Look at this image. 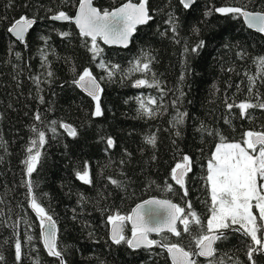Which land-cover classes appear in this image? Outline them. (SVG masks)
Instances as JSON below:
<instances>
[{
    "label": "trees",
    "instance_id": "1",
    "mask_svg": "<svg viewBox=\"0 0 264 264\" xmlns=\"http://www.w3.org/2000/svg\"><path fill=\"white\" fill-rule=\"evenodd\" d=\"M125 1L93 3L112 10ZM78 4L79 0H0V255L4 257L0 264H18L15 239L22 242L19 264H60L44 247L40 219L30 204L29 180L39 202L56 221L57 243L66 264H171L159 246L132 250L124 243L114 244L107 218L117 212L127 216L137 203L157 196L178 203L185 213L189 211L186 202H190L206 225L212 203L207 164L220 137L226 143L240 142L249 130L264 131V108L242 114L237 107L241 102L264 103V71L257 61L264 57V34L249 29L242 17L214 10L206 13L224 6L260 11L264 0H195L188 9L181 0H148L153 19L136 29L128 47L107 46L97 40L103 61L121 66L111 80L98 66L101 57L94 61L88 51L85 40L90 45V38L82 37L73 23L52 20L59 11L73 16ZM170 14L177 34L167 23ZM22 16L36 23L20 43L8 29ZM63 32L70 35H60ZM200 40L205 45L197 53L184 52L185 45L191 49ZM141 50L155 57L151 70L163 92L133 86L136 79L151 81V73L121 79ZM84 68H90L98 80L105 77L100 80L102 116L93 115L95 102L72 83ZM250 77L254 84L250 85ZM141 95L157 99V105H151L158 108L155 118L138 112L136 97ZM228 104L233 107L229 109ZM178 112L187 114L182 124L175 122ZM51 121H57L55 133L50 131ZM60 122L72 125L78 135H68ZM33 125L46 133V143L29 176L23 161L31 140L36 139ZM153 134L155 147L145 139ZM108 137L115 141L114 147L107 145ZM184 155L192 163L182 188L172 179L171 169ZM85 169L91 183L77 176ZM109 178L121 182L120 186ZM178 229L179 237L164 232L152 238L165 237L167 242L195 250L193 237L200 230L190 224V233H184L180 222ZM225 231L227 239L215 246L217 264H250L246 256L250 239L232 229ZM125 235H131L127 223ZM28 236L35 239L29 241ZM254 259L264 264V255H254ZM195 260L207 264L199 256Z\"/></svg>",
    "mask_w": 264,
    "mask_h": 264
},
{
    "label": "snow or ice",
    "instance_id": "2",
    "mask_svg": "<svg viewBox=\"0 0 264 264\" xmlns=\"http://www.w3.org/2000/svg\"><path fill=\"white\" fill-rule=\"evenodd\" d=\"M185 9L190 8L195 0H181ZM148 0H138V3H133L128 0L122 6L113 10L101 9L93 5V0H79V7L76 15L69 16L65 11H59L52 16L53 20L73 21L80 31V35L85 38H90V45L85 40L88 51L92 54L95 61L97 57H101L99 67L107 71V79L111 80L121 66L118 64L105 63L102 58L103 48L97 43L98 38L105 44H120L127 47L132 34L136 31L137 25L147 24L153 19L149 14L147 7ZM221 14H233L234 17H242L251 29L264 34V10L252 11L247 7L224 6L215 9H210L206 15H210L211 11ZM174 17L170 14L167 23L171 26V31L177 34V24L174 22ZM35 19H29L22 16L16 20L8 29V31L16 36L20 41H24L25 33L35 23ZM199 32V29H194ZM62 36H69L70 33H60ZM163 35V33H162ZM42 39H46L43 38ZM175 40V35L173 36ZM179 43L178 40H176ZM205 45L204 40H200L194 47L189 49L187 45L184 47V52L197 53ZM142 54L134 61L129 62V68L123 73L121 79L131 77L134 73L148 74L151 73L153 79H136L134 87L147 86L149 88H157L161 92L160 82L155 79L156 74L151 70V64L155 60L150 53L141 50ZM19 57L20 53H16ZM46 59V57H45ZM261 71H264V57H258ZM75 72L76 69L73 68ZM231 71V69H230ZM48 76H52L48 72ZM105 79L101 77L100 80ZM184 76L181 75V81ZM250 85L255 83V79L250 77ZM100 80L92 73L90 68H84L79 73L78 77L72 81L73 84L82 88L95 102L94 116H102L103 111L100 105V94L103 92ZM39 83V78H36ZM251 92V87H250ZM183 92H181V96ZM162 99V98H161ZM43 102V97H40ZM140 112L147 118H155L158 114V108L153 109L151 105H157L155 97L145 98L143 95L136 97ZM176 102L173 101V104ZM227 107L231 109L232 104ZM237 107L241 113H246L248 109L259 107L264 108V103L252 104L250 102H241ZM186 113H177L174 118L176 124H182ZM2 117V114H0ZM35 119H41L40 114L35 115ZM53 127L50 131L55 133L57 121L50 122ZM59 126L65 129L68 135L76 137L77 129L70 124L60 122ZM32 131L35 133L36 139L31 140V146L27 148V158L23 161L26 165V170L30 176L37 168L40 162V149L46 143V133L38 130L35 125L32 126ZM201 131H205L201 126ZM180 136V132H176ZM146 142L155 147L157 137L155 134L145 137ZM226 138L220 137V143L215 146V151L208 160L207 169L208 175L206 181L210 182L211 187V215L208 218L206 225H202L200 217L192 210L191 203L186 202V207L189 209L185 213V208L178 204H174L170 200L150 199L144 201L143 204H138L132 214L124 216L117 212L114 215L108 216V222L111 225L110 239L116 245L124 243L129 248L136 250L140 248L151 249L153 246H159L167 251L171 258L172 264H197L193 256L208 258L207 264H217L216 253L217 248L215 243L222 239H227L225 230L232 229L235 232L242 233L250 239L247 245L246 256L250 264H257L254 255H264V131H247L244 133V139L240 142L226 143ZM107 145L114 147L115 141L113 138H107ZM35 149V151H33ZM155 159V157H153ZM191 158L188 155L181 157V162L176 163L171 169V177L175 183L182 188L185 184L184 177L191 171ZM79 179L86 183H91L87 169L77 172ZM111 183L120 186L119 181L111 179ZM29 187V196L31 208L37 213L40 219V226L43 229V243L50 256L59 258L60 264H66L64 253L59 249L57 243V225L52 216L39 202V198L32 191L33 182L27 181ZM171 189V185H167ZM184 195H187V189L184 188ZM152 206V207H146ZM253 208L257 211L254 212ZM191 218V219H190ZM131 221V236L125 235V223ZM183 225V232L190 233V224L200 230V234L193 237L195 242V250H185L178 243L167 242L165 237L161 239H151V233H163L167 230L176 237L181 236V231L177 229V222ZM233 226H236L233 228ZM14 227V226H13ZM18 233L14 232V236ZM91 235V233L89 234ZM35 239L33 236H28V240ZM15 259L19 262L22 259V242L20 239H15ZM4 261L3 255H0V262ZM38 264V262H37ZM223 264V261H219ZM236 264H240L239 261Z\"/></svg>",
    "mask_w": 264,
    "mask_h": 264
},
{
    "label": "water",
    "instance_id": "3",
    "mask_svg": "<svg viewBox=\"0 0 264 264\" xmlns=\"http://www.w3.org/2000/svg\"><path fill=\"white\" fill-rule=\"evenodd\" d=\"M128 1H125L124 3H127ZM133 3H138V2H135V1H132ZM124 3H122V4H120L119 6H117L116 8H118V7H120V6H122ZM93 5L95 6V7H97L94 3H93ZM78 7H79V4H78V6H77V8H76V12H75V14L73 15V17L76 15V13H77V10H78ZM147 7H148V4H147ZM99 8V7H98ZM113 9H115V8H113ZM112 9V10H113ZM149 9V8H148ZM111 11V10H110ZM149 14H150V12H149ZM69 15V14H68ZM69 16H71V15H69ZM53 20V19H52ZM36 21V20H35ZM54 21H56V22H60V23H65V22H70V23H73L75 26H76V28L79 30V28L77 27V25L75 24V22H74V20L73 21H62V20H54ZM243 21H244V19H243ZM36 23V22H35ZM34 23V24H35ZM244 23H245V21H244ZM33 24V25H34ZM32 25V26H33ZM144 25H146V24H142V25H137L136 26V29L138 28V27H141V26H144ZM245 25L247 26V24L245 23ZM248 27V26H247ZM32 28V27H31ZM31 28H29L28 30H27V32L25 33V36H24V40H25V38H26V35H27V33L30 31V29ZM249 28V27H248ZM249 29H251V28H249ZM251 30H253V31H255V32H258L257 30H255V29H251ZM10 33V32H9ZM136 33V31L132 34V37H131V39H130V41H129V44H128V46L131 44V40H132V38H133V36H134V34ZM258 33H260V32H258ZM262 34V33H261ZM10 35L16 40V41H18V42H20V43H23L24 41H20V40H18L17 38H16V36L14 35V34H12V33H10ZM99 39V38H98ZM103 42V41H102ZM103 44H105V43H103ZM105 45H107V46H115V47H123V48H126V47H124L123 45H120V44H105ZM127 46V47H128ZM78 86V85H77ZM102 87V86H101ZM78 88L84 93V94H86V95H88L82 88H80L79 86H78ZM89 96V95H88ZM90 97V96H89ZM101 97H102V93L100 94V99H101ZM91 99H92V97H90ZM93 100V99H92ZM94 101V100H93ZM186 177V176H185ZM185 177H184V179H185ZM185 185V184H184ZM150 199H157V200H169V199H165V198H160V197H157V196H154V197H150V198H147V199H145V200H143V201H141V202H139V203H137L133 208H132V210H131V212L128 214V215H130V214H132V212H133V210L136 208V206L138 205V204H143L144 203V201H147V200H150ZM170 201H172V200H170ZM174 204H178V203H176V202H174V201H172ZM179 205V204H178ZM146 207H152V206H146ZM182 207V206H181ZM54 220V219H53ZM129 226H130V228L132 227V225H131V221H127L126 222ZM125 223V224H126ZM178 223H179V221L177 222V229H178ZM57 225V224H56ZM110 229H111V225H110ZM110 229H109V236H110ZM57 230H58V227H57ZM179 230V229H178ZM164 232H168L167 230H165ZM163 232V233H164ZM169 233V232H168ZM41 234H42V241H43V229L41 228ZM160 234H162V233H159V234H157V233H151L150 234V238L151 239H153L152 238V236H158V235H160ZM57 236H58V231H57ZM131 236V235H130ZM175 236V235H174ZM217 243V242H216ZM216 243H215V245H214V247L216 246ZM44 244V243H43ZM181 246V245H180ZM45 247V246H44ZM154 247V246H153ZM152 247V248H153ZM182 247V246H181ZM46 249V248H45ZM131 249V248H130ZM140 249H143V248H140ZM140 249H136V250H140ZM145 249V248H144ZM47 250V249H46ZM133 250V249H132ZM186 250V249H185ZM166 251V250H165ZM167 252V251H166ZM168 254V253H167ZM168 257H169V259H170V261H171V258H170V256H169V254H168ZM195 257L196 256H193L192 258L195 260ZM200 258H202V259H205V260H208V258H205V257H200ZM171 264H172V262H171Z\"/></svg>",
    "mask_w": 264,
    "mask_h": 264
},
{
    "label": "rangeland",
    "instance_id": "4",
    "mask_svg": "<svg viewBox=\"0 0 264 264\" xmlns=\"http://www.w3.org/2000/svg\"><path fill=\"white\" fill-rule=\"evenodd\" d=\"M228 143H234V142H228ZM210 184V182H209ZM210 191H211V187H210ZM253 211L256 212L257 210L255 208H253Z\"/></svg>",
    "mask_w": 264,
    "mask_h": 264
}]
</instances>
